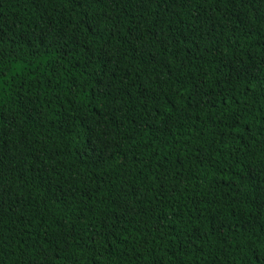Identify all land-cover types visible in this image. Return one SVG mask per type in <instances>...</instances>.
<instances>
[{
  "label": "trees",
  "instance_id": "trees-1",
  "mask_svg": "<svg viewBox=\"0 0 264 264\" xmlns=\"http://www.w3.org/2000/svg\"><path fill=\"white\" fill-rule=\"evenodd\" d=\"M0 264H264V0H0Z\"/></svg>",
  "mask_w": 264,
  "mask_h": 264
}]
</instances>
